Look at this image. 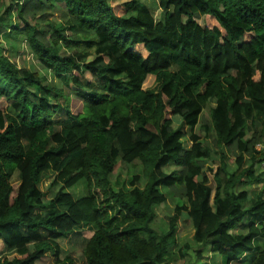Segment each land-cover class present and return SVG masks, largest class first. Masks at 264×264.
Listing matches in <instances>:
<instances>
[{"label":"trees","instance_id":"obj_1","mask_svg":"<svg viewBox=\"0 0 264 264\" xmlns=\"http://www.w3.org/2000/svg\"><path fill=\"white\" fill-rule=\"evenodd\" d=\"M138 3L10 0L1 10L0 241L15 256L0 255V264H37L47 254L50 264H73L57 240L85 232L83 264H191L176 242L183 212L193 264L207 254L212 263L264 264V188L250 192L264 181L256 149L264 144V0H157L158 22ZM56 8L70 26L52 19ZM2 35L24 43L54 79L71 80L74 96L13 63ZM148 77L155 86L145 89ZM211 100L210 148L192 131ZM212 148L215 170L206 167ZM118 162L141 168L129 190L111 182ZM47 178L59 188L50 200L38 188ZM79 185L75 197L69 190ZM168 197L187 207L176 205L159 232L155 209Z\"/></svg>","mask_w":264,"mask_h":264},{"label":"rangeland","instance_id":"obj_2","mask_svg":"<svg viewBox=\"0 0 264 264\" xmlns=\"http://www.w3.org/2000/svg\"><path fill=\"white\" fill-rule=\"evenodd\" d=\"M110 4L116 5L121 3H127L131 0H109ZM139 1V8L146 10L150 13V15L154 18L155 21H162L164 19V12H162L157 4V0H137ZM10 4V0H0V12L1 10H4V7H7ZM53 12L52 19H56L62 23V25H66V18L63 15V10H60V8H56ZM67 26H70L67 24ZM7 35H2L1 37V48L2 51H4V54L13 62L16 63V65L20 68H26L29 71H34L35 73H38L40 76L45 77L46 82L45 84H49L50 86H53L57 88V90L62 91V93L66 96H74V92L76 91L74 87V83L71 80H60V79H54L51 74H49L48 71L41 68L39 65H37L34 62V58H32V55L28 53L27 47L25 44H21L20 41H14L9 38L7 40L5 39ZM88 74H85L84 77H82V83H86L89 80ZM155 86V79L154 77H148L144 83V88L149 89L153 88ZM215 108V101L211 100L206 104V106H203L202 111V118L200 120V123L197 127L194 128L192 131V134H196L199 136V138L204 142L205 145H208L211 148L212 140L210 138V134L206 133L204 131L205 128H208V123L210 124V111ZM65 119V116L62 113H56L54 117V121L58 124L62 122ZM179 123L178 120H175V124L177 125ZM212 136V135H211ZM191 145L190 141L188 139L183 140V147L188 148ZM211 150V158L209 159L208 163L206 164V167H209L211 169H216V167L219 164V156L218 153L212 148ZM247 163V162H246ZM228 171H233L235 167L234 159L230 158L228 160ZM246 168V166H245ZM173 170L172 166H168L164 169L165 173H170ZM141 168L138 163L135 164L134 167L125 166L122 163L118 162L117 167L115 168V171L113 173V176L111 177V182L113 184L118 183L123 186L125 190H129L128 182L132 176L135 175H141ZM208 176L210 179V184L214 185L212 175L208 172ZM18 182V176L17 174L14 175L12 178V184L15 186ZM52 180L51 178L44 179L43 182L39 185V191L41 193H44L45 200L52 199L56 193L58 192L59 188L51 187ZM145 184V179L142 178V180L139 183V187H143ZM260 185H253L250 188V192L252 194L259 193L261 191ZM82 186L79 185L74 189L69 190L71 194H73L75 197H78L81 194ZM164 192V190H162ZM179 201L177 199L173 198H167L166 202L161 204L155 209L156 212V219L154 221V228L158 229L159 232H166L168 229V222L170 218L174 215V208L176 205H182L187 207V203L185 200L181 201V203H178ZM176 242L178 245V249L180 248L186 255V259L191 264L194 263V253L196 248V245L192 242V236H193V227L190 221V218L186 214V212H183L182 215H180L178 221L176 222ZM90 233L85 232L83 233H76L72 235L67 240H61L58 239L57 242L61 246L63 253L65 256L69 257L73 264H83V258H82V249L85 245L86 238L90 237ZM46 236V235H45ZM186 247H189L187 250ZM5 254L8 256V258H12L15 256L14 252H6L4 250L3 245L0 241V255ZM208 256L204 259L200 260V264H223L220 258H216L215 262L212 263L211 261V255L207 254ZM52 256L50 254H47L46 259L43 261L38 262L37 264H50L52 263ZM233 264H241L240 262L233 263Z\"/></svg>","mask_w":264,"mask_h":264},{"label":"built area","instance_id":"obj_3","mask_svg":"<svg viewBox=\"0 0 264 264\" xmlns=\"http://www.w3.org/2000/svg\"><path fill=\"white\" fill-rule=\"evenodd\" d=\"M256 149L258 151H262L264 153V144H258L256 146ZM258 173L261 175H264V160L259 164ZM260 186H261V188H264V181L261 183Z\"/></svg>","mask_w":264,"mask_h":264}]
</instances>
